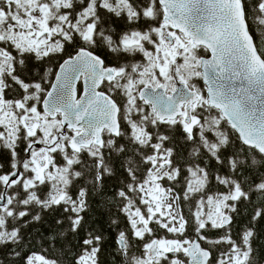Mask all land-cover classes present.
<instances>
[{"label":"snow or ice","instance_id":"obj_1","mask_svg":"<svg viewBox=\"0 0 264 264\" xmlns=\"http://www.w3.org/2000/svg\"><path fill=\"white\" fill-rule=\"evenodd\" d=\"M262 44L264 0H0V264H264Z\"/></svg>","mask_w":264,"mask_h":264},{"label":"trees","instance_id":"obj_2","mask_svg":"<svg viewBox=\"0 0 264 264\" xmlns=\"http://www.w3.org/2000/svg\"><path fill=\"white\" fill-rule=\"evenodd\" d=\"M262 46H264V44H262ZM198 83L200 84L201 87H203L202 81H198ZM260 243H264V237H262ZM105 260L107 261V264H111V262H112V257L108 254V250L107 249L105 251Z\"/></svg>","mask_w":264,"mask_h":264},{"label":"water","instance_id":"obj_3","mask_svg":"<svg viewBox=\"0 0 264 264\" xmlns=\"http://www.w3.org/2000/svg\"><path fill=\"white\" fill-rule=\"evenodd\" d=\"M79 87H82V86L78 84V88H79Z\"/></svg>","mask_w":264,"mask_h":264},{"label":"flooded vegetation","instance_id":"obj_4","mask_svg":"<svg viewBox=\"0 0 264 264\" xmlns=\"http://www.w3.org/2000/svg\"><path fill=\"white\" fill-rule=\"evenodd\" d=\"M202 83H203V81H202Z\"/></svg>","mask_w":264,"mask_h":264}]
</instances>
